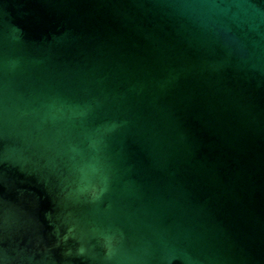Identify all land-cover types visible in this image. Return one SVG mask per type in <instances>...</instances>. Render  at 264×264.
I'll list each match as a JSON object with an SVG mask.
<instances>
[{
	"label": "water",
	"instance_id": "water-1",
	"mask_svg": "<svg viewBox=\"0 0 264 264\" xmlns=\"http://www.w3.org/2000/svg\"><path fill=\"white\" fill-rule=\"evenodd\" d=\"M0 264H264V0H0Z\"/></svg>",
	"mask_w": 264,
	"mask_h": 264
}]
</instances>
